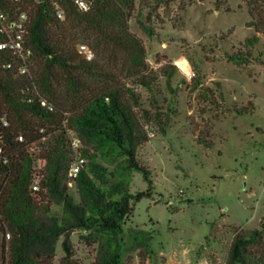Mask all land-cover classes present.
<instances>
[{"label":"trees","instance_id":"1","mask_svg":"<svg viewBox=\"0 0 264 264\" xmlns=\"http://www.w3.org/2000/svg\"><path fill=\"white\" fill-rule=\"evenodd\" d=\"M57 2L63 19L49 0L24 1V7L31 8L25 42L34 62L27 73H20L14 54L0 51L1 264H53L59 242L60 264H80L74 259V231L86 232L83 238L97 244L90 264H145L152 252V234L135 229L129 244L122 235L133 213L132 200L152 189L150 171L137 156L150 139L146 126L154 123L165 133L171 106L167 112H161L155 101L144 107L135 89L156 93L158 80V71L147 63L142 39L130 30L135 0H94L87 11L77 9L74 0ZM144 29L152 34L149 27ZM255 29L259 32L257 25ZM247 41L253 45L258 39ZM80 42L92 52L91 59L79 51ZM229 58L248 63L252 54L249 49L237 50ZM9 62L11 68L6 67ZM175 71L171 64L162 69L168 87ZM62 84L70 105L59 96L57 87ZM201 86L194 80L192 89ZM42 99L51 108L41 105ZM233 111L253 114L255 104L248 101ZM72 132L83 145L77 150L86 158L76 177L69 175L76 156ZM89 144L102 148L104 156L122 158L126 170L141 171L149 183L147 192L131 193L126 180L98 162L99 155ZM35 165L39 191L31 188ZM72 184L78 200L69 192ZM54 206L61 207L60 212ZM224 264H264V230L235 229Z\"/></svg>","mask_w":264,"mask_h":264},{"label":"rangeland","instance_id":"2","mask_svg":"<svg viewBox=\"0 0 264 264\" xmlns=\"http://www.w3.org/2000/svg\"><path fill=\"white\" fill-rule=\"evenodd\" d=\"M129 25L144 43L148 65L158 71L156 93L135 89L144 107L155 101L161 112L168 105L172 112L165 133L154 123L146 126L150 139L137 156L150 171L152 189L132 200L123 239L129 244L135 229L152 234L145 264H224L235 229L264 230V64L258 61L264 62V0H135ZM252 37L258 42L250 45ZM244 49L251 51L250 62L229 58ZM169 64L176 66L170 87L162 73ZM194 80L201 81L200 89H192ZM57 89L70 105L65 86ZM248 101L255 104L253 114L233 111ZM71 136L83 146L76 133ZM89 145L131 193L147 192L141 171L126 170L122 158ZM69 192L79 199L73 184ZM86 234L71 235L80 264L97 254ZM62 256L59 242L53 264Z\"/></svg>","mask_w":264,"mask_h":264},{"label":"built area","instance_id":"3","mask_svg":"<svg viewBox=\"0 0 264 264\" xmlns=\"http://www.w3.org/2000/svg\"><path fill=\"white\" fill-rule=\"evenodd\" d=\"M8 1V2H7ZM25 0H0V35L3 39L0 40V51L9 50L20 61V73H27L32 63V50L26 45L25 35L31 20V8L24 7ZM35 3H42L44 0H33ZM58 18L63 19L65 14L57 0H49ZM94 0H74V4L80 11H87L92 6ZM79 51L83 52L88 59L93 57L92 52L84 44L79 45ZM7 68L12 67V62L6 64ZM41 105L51 108V104L46 100H41ZM6 123V122H5ZM73 147L76 150L74 162L70 167L69 175L76 177L81 168L86 163V158L77 150L78 139L73 138ZM1 153V146H0ZM35 172L32 177L31 188L33 191H39L40 179L38 176L37 165L34 167ZM264 188V185H263ZM6 234V238H9Z\"/></svg>","mask_w":264,"mask_h":264},{"label":"bare ground","instance_id":"4","mask_svg":"<svg viewBox=\"0 0 264 264\" xmlns=\"http://www.w3.org/2000/svg\"><path fill=\"white\" fill-rule=\"evenodd\" d=\"M184 62V61H183ZM186 62H184V66H185Z\"/></svg>","mask_w":264,"mask_h":264}]
</instances>
